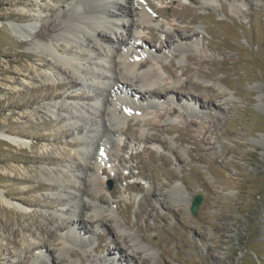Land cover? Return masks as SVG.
Instances as JSON below:
<instances>
[{"label": "rangeland", "instance_id": "374dc122", "mask_svg": "<svg viewBox=\"0 0 264 264\" xmlns=\"http://www.w3.org/2000/svg\"><path fill=\"white\" fill-rule=\"evenodd\" d=\"M148 2L178 15L157 17ZM93 4L0 0V132L26 142L0 137V264H129L119 258L129 252L136 255L130 264H264V0H144L159 33L155 45L165 39L164 29L192 34L189 20L196 33L159 53H138L132 42L121 54L135 61L151 56L136 73L155 71L163 81L168 76L158 62H174L172 80L190 78L223 91L217 103L224 109L202 110L183 99L171 114L168 101L150 98L134 115L124 113L130 124L123 120L117 135L104 134L105 125L93 120L102 106L95 92L128 100L110 94L120 56L96 37L98 25L88 23ZM96 14L115 40L151 43L140 29L122 27L129 16ZM79 17L83 22L73 20ZM13 22L26 25L28 37H19ZM45 23L54 30L36 36ZM85 39L96 44L95 52ZM62 43L75 54L56 47ZM191 54L211 62L197 65L187 60ZM186 65L191 72L183 75ZM216 70L215 77L206 76ZM145 118L161 129L147 126ZM100 138L105 146L95 161L100 150L90 144ZM95 179L97 185L90 183ZM176 185L184 196L169 191ZM198 194L203 200L193 214ZM74 219H84L88 230ZM32 244L44 250L31 251Z\"/></svg>", "mask_w": 264, "mask_h": 264}, {"label": "bare ground", "instance_id": "6f19581e", "mask_svg": "<svg viewBox=\"0 0 264 264\" xmlns=\"http://www.w3.org/2000/svg\"><path fill=\"white\" fill-rule=\"evenodd\" d=\"M111 3L113 5H110L108 0H94L93 5L95 6V8H93V7L89 8L88 13H91V15L95 16V17H98L96 13L107 14L108 16H112L114 18H118L120 16H124V17L129 16L131 18V20H128L127 23L126 22L122 23V27H124L126 29H132V28L140 29L141 33H143V35L146 36L147 40H149L151 43H148V42H143V43H137L136 42L135 43V41H133V39H131V38H129L128 42H126V41H123L124 39L121 37H117L115 40V38L113 36H111L106 31L105 28H107V25H105V23H103L101 25V28H100L99 27L100 23H101L100 20H97L95 17H92V16L88 17V23L98 25L94 29V34H96V37L98 39H101L102 41H104V43L111 45V47L113 49H115V56H120V60L114 61L116 64L114 67V70L119 69V73H120L119 76L120 77L114 76L115 80L113 81V84H112L113 86H112L110 94L115 93L117 95L120 92L121 94L125 95V98H126V96L128 97V100L125 103H121V100L118 101V99H116V98L115 99H109L108 96L105 93H103L102 91L99 93L95 92V96H97L99 98L101 97L102 106H101V108H99L100 109L99 114H97V116H95V118L93 120L95 122L98 121V122L103 123L105 125L104 134H109L110 132H113V134L117 135L120 132H123V130H121L119 128L122 121L125 120L128 123V125L130 124V122L128 121L129 120L128 116L125 115L124 113H129L130 114L129 116L134 115L133 112L138 111V110H142V107H139V106L144 102L147 103V100H149L150 98L155 99L156 101L157 100L168 101L169 104L172 105V107L169 110V113H171V114L177 113V108H178L177 105L181 104V102L183 103L184 102L183 99L187 100L188 102L189 101L195 102L196 105L198 106V108L202 109V110L211 109V108L212 109L214 108L216 110H221L223 108L222 103H219V104L217 103V100L220 97H223L225 95V93L223 91L220 92L215 87H212L208 84L207 85L199 84L197 82L192 81L190 78L186 79L182 83H178L175 80H172L176 76L174 62H171V61L164 62L162 60H160L158 62L159 67L161 69H163L167 73V76H168V79L163 81V80H161V76L159 75V73L155 72V71L147 70V71H143V72L140 71V72L136 73V71L145 69V67L151 62V59H150L151 56L146 57L144 55L143 56L144 58H141V59L135 61L134 59L132 60L129 57L128 52L124 55H122L120 52V48L125 49L126 45L129 43H132V42H134L133 43L134 47L138 53L139 52L146 53L147 51H149L151 53H153V52L159 53V52L163 51V49L165 47H173L176 43L181 44V43L187 42L186 40L193 38L194 34L196 33V31L194 29H192V27H191L192 26L191 20H189L186 23V31H190V32H192V34L185 33L184 30L179 28V27H177V28L175 27L174 30H170V31L164 29L163 33L165 34V39L163 41H160V45L157 46L153 42L155 40H157V38L159 37V33L156 31V28L152 24L149 23L150 21L151 22L154 21V18L149 14V12L147 10H145L143 8L144 4H143L142 0H131V1H128V3L125 5H123L124 3L119 1V0H114V2H111ZM148 4H149L148 6L150 9H151V7L153 8V12L155 13V15L157 17H164L166 19H173V17L178 15V13L174 9H171L170 11L165 10L163 5H161V4H159L158 6H153L149 2H148ZM115 6H117V8H116L117 10L114 9ZM100 8H102V9H100ZM139 13H141L140 16L138 15ZM134 16H139V18L134 19ZM180 18L186 19L187 17L184 15H180ZM82 19H83L82 17H79L78 19L73 18L74 21L78 20V21L83 22ZM73 20L69 19L70 24L67 27L69 31H71V30L73 31V29H74L73 24L71 23V22H73ZM11 25H12V29L14 30V32L19 37H21L22 39H25L26 37H28V29L29 28L26 25L18 23V22H13V24H11ZM119 25L121 26L120 23H118V24L116 23L115 27H119ZM50 26H51V24H49V23L43 24L37 30L35 35L36 36H43V37L48 36L54 30ZM56 27L58 29H60L61 24L57 23ZM206 32H208V31H206ZM133 37L134 36H132V38ZM85 40L87 42V39H85ZM63 43L57 44L56 47L58 49L64 51L65 53H67V55L75 54V53H73L72 48H70L68 45L63 44ZM86 44L89 48V51L95 52V50H93V48L95 47L96 44L92 45L91 42L90 43L87 42ZM157 53H155V54L157 55ZM186 57H187L188 61L195 62V63H197V65L211 62L209 59H202V58L196 56V54H194V55L191 54L188 56L186 55ZM152 58H153V56H152ZM212 64H215V62L213 61ZM44 65H45V63H44ZM48 65L50 67L57 68V66L55 67V64H53L52 62H48ZM198 70H199V72H204L201 68H199ZM190 72H191V67L189 65H186V67L182 69L183 75L189 74ZM217 72H218L217 70L211 71V72H206V76L215 77L217 75ZM94 75L99 77V78H102V79L106 78L104 73L103 74L102 73H95ZM180 90H185L186 92H182ZM203 91H206L205 95H203ZM181 94L182 95L184 94L187 96L186 97L184 96L185 97L184 98L183 96H181ZM150 104H149V107L152 105V104L151 105ZM75 113H77V112H73L72 115L75 116L76 115ZM159 117L162 118L163 115L159 114ZM145 120H146L147 126H150L152 128L161 129L158 122H155L151 118H145ZM191 123L195 124L196 122L192 121ZM127 130H128V128L126 130H124V132ZM206 132L207 131L204 132V136L202 137V140H204V141H207V139H208L207 135H205ZM141 136H143V139H145V140L150 137V136H144V135H141ZM0 137L9 141V142L14 143V144H20V143L26 144V142L23 141L21 138L15 136V135L7 134L4 132V130H1ZM150 138L154 139V140L158 139L157 137H154V138L150 137ZM162 141L165 142V140H163V139H162ZM90 145L91 146L93 145V147H95L98 151L100 150L98 153L94 152L93 157H92L95 159V161H99L102 158L101 150L105 146L104 140H102L101 138L96 139L95 141L93 140V142ZM85 156L88 157L89 155L85 154ZM86 166H87V169L91 168V166H89V165H86ZM85 172H87V171H85ZM101 173H105V171L101 170ZM83 177H84V180H86V179L88 181L90 180V176L87 174H84ZM90 183H92L93 185H97L99 183V180H96V179L93 181L91 180ZM84 185H85V183H84ZM158 189H157V191H158ZM157 191L155 190V192L157 194H161V195H163L165 192H167L166 190H164V191L162 190L161 192H157ZM169 191H176L180 194V196H184L182 187L180 185H176L175 187H173L172 190H169ZM5 202L7 204H9L8 201H5ZM84 204H86V203H84ZM73 222H76V225H78V229H80L79 228V226H80L84 230H86V231L88 230L87 227H85L84 219H77V220L74 219ZM30 227L31 226H29V228H28L29 231L32 230ZM52 244L54 246H56L55 242ZM138 244L140 245V247H143V249L146 251V249H145L146 246H144L141 242H139ZM47 246L48 245L46 243H45V245H42V247L45 248L46 252H48L50 249V248L47 249ZM31 248H32V250H31ZM44 248H41L40 244H32L29 246V249L31 251H33V250L35 251L36 249L44 250ZM122 249H126V246L122 245ZM144 250H143V252H144ZM37 252H39V250ZM71 254H72V252H71ZM130 256L135 257L136 255L134 253H130V252L125 254V255L120 253L119 258L123 261L129 262V264H130L131 263ZM53 262H54V264L57 263V261H55V260H52V263ZM39 264H46V262H41Z\"/></svg>", "mask_w": 264, "mask_h": 264}, {"label": "water", "instance_id": "95a60500", "mask_svg": "<svg viewBox=\"0 0 264 264\" xmlns=\"http://www.w3.org/2000/svg\"><path fill=\"white\" fill-rule=\"evenodd\" d=\"M202 200H203V196L202 195L198 194V195L195 196L193 202L191 203V211H192L193 214H197V212L199 210V206L202 203Z\"/></svg>", "mask_w": 264, "mask_h": 264}]
</instances>
